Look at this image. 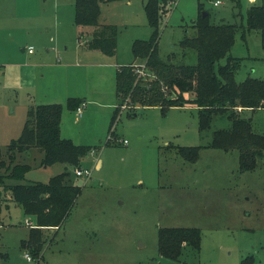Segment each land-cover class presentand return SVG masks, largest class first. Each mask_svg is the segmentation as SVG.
Listing matches in <instances>:
<instances>
[{
  "label": "rangeland",
  "instance_id": "rangeland-1",
  "mask_svg": "<svg viewBox=\"0 0 264 264\" xmlns=\"http://www.w3.org/2000/svg\"><path fill=\"white\" fill-rule=\"evenodd\" d=\"M174 1L167 2L169 13L159 26V55L175 64H195L196 50L182 46L181 40L196 34L193 23L200 14V2L213 23H246L248 8L262 0H240V11L231 0L218 5L214 0ZM145 2L100 3V21L117 30L116 53L107 55L97 49L83 50L86 44L78 46L81 32L77 30L81 27L74 23L75 0H0V51L4 55L20 52L22 61H29L41 56L44 46L56 45L60 50L57 55L49 50L48 56L41 58L47 63V73H52L53 82L47 87L38 82L27 91L0 85L1 156L8 158L7 144L21 134L32 102L61 103L62 136L91 147L81 159V167L64 162L42 165L43 150L37 146L14 153V163L31 166L22 182H46L69 170L71 181L82 190L64 224L44 229L42 252L34 259L33 252L21 243L31 227L25 220L33 216L6 192L5 225L0 226V254L7 252L4 261L241 264L251 255L253 264H264V156L255 169L242 170L237 148L211 146L215 130L230 128L228 112L215 114L210 127L201 129L194 104L164 108L159 103L137 102L130 107L116 93L120 66L145 63L132 51L136 39H148L152 34ZM30 48L34 53L29 55ZM230 54L240 58L237 81L264 78V45L258 29L248 31L246 38L238 33ZM225 62L226 58L220 60V64ZM147 75L146 71L144 79L150 82L154 75ZM161 88L166 96H177L172 87ZM194 94L191 91L187 97ZM68 97L85 100L81 117L69 107ZM234 110L251 117L254 130L264 133V108ZM192 146L200 147L199 157L186 159L181 150ZM98 159L101 164L96 166ZM76 168H87L91 174L75 175ZM32 224L36 225L35 220ZM167 227H198L200 249L186 245L177 259L161 255L159 230ZM26 252L32 260L26 258Z\"/></svg>",
  "mask_w": 264,
  "mask_h": 264
},
{
  "label": "trees",
  "instance_id": "trees-1",
  "mask_svg": "<svg viewBox=\"0 0 264 264\" xmlns=\"http://www.w3.org/2000/svg\"><path fill=\"white\" fill-rule=\"evenodd\" d=\"M102 1L110 0H75L74 21L80 26H95L86 41L88 48L114 55L117 48V30L112 24L100 22ZM169 1L146 0L144 8L152 34L148 39H136L132 45L134 56L145 60L148 72L145 77L148 78L149 74H152L154 78L146 82L144 75H139L135 70L138 64L122 65L116 72V93L121 95L126 101V106L130 107L137 102L159 103L164 108L194 104L199 109L201 129L210 127L215 114L228 112L231 126L228 129L215 130L211 146L225 150L237 148L241 169H255L258 160L264 156V133L254 130L251 117L242 116L234 109L264 108V78L247 77L243 81H237L235 75L241 65L240 58L231 55L230 51L235 44L236 35L241 33V36L246 38V33L252 29L260 31L264 45V0L248 8L246 23H213L210 20V12L204 9L203 3L200 2V14L193 23L196 34L193 37L187 35L181 40L182 46L196 50L195 64H175L159 55V26L169 13V8H166ZM231 1L236 3L240 11V0ZM204 10L207 11L205 16L202 15ZM222 58H226L224 64H220ZM163 83L172 87L177 96H166L161 88L164 87ZM191 91L195 93L194 96L187 97ZM83 102L85 103V100L78 97H68L67 100L71 109H77ZM62 113L61 103L31 105L27 110L21 134L7 144L8 158H3L0 154V224L2 210L7 206V192L36 222L35 226L30 227L28 238L21 242L30 253L33 252V259L39 258L42 252L43 227L59 228L64 224L81 193L82 186L71 181L69 170L51 176L46 182H22L31 166L27 163H14V153L37 146L43 150L42 165L64 162L81 167V159L91 152V147L62 136ZM181 151L186 159H197L200 147H184ZM7 179H10V182ZM158 241L161 255L177 259L186 245L200 249L201 230L198 227L160 228ZM0 256V264H11L4 261L7 252H2ZM241 264H253L252 256L244 257Z\"/></svg>",
  "mask_w": 264,
  "mask_h": 264
},
{
  "label": "crops",
  "instance_id": "crops-1",
  "mask_svg": "<svg viewBox=\"0 0 264 264\" xmlns=\"http://www.w3.org/2000/svg\"><path fill=\"white\" fill-rule=\"evenodd\" d=\"M105 22L106 21H104V23ZM80 27L81 28H78L77 30L78 33L81 32L80 33L81 37L80 35L78 36V39H79L78 46L79 47L83 44H86V41L89 39L93 30L95 29V26L93 25H86V26L83 25ZM38 37L41 38L40 35ZM49 50L54 51L56 55L57 53L60 52L59 48H57L56 45H51V47L44 46L41 56L36 55L34 56V58H31L29 61H22L23 53L18 52V53H15L13 56H6L4 55V53L0 51V70H1L0 85L4 89H12V88L13 89H27V91L31 87H34L38 82L42 83V85L46 87L50 85L53 82L52 77H51L52 73H47L48 70L45 67L47 63L41 60V58H46V56H48L50 52ZM83 50H89V52H91L94 49L85 47L83 48ZM28 52H29V55L34 53L32 48H30ZM132 63H136V62H131V64ZM47 83L48 85H46ZM44 90H47V89H44ZM34 104H37V103H33V102L31 103V105H34ZM99 164H101L100 159L97 160L96 166H99ZM31 220L33 221L34 219L31 218ZM4 225H5L4 221L2 220V223L0 224V226L3 227ZM43 228L47 231L49 229L50 230L55 229L56 227H43Z\"/></svg>",
  "mask_w": 264,
  "mask_h": 264
},
{
  "label": "built area",
  "instance_id": "built-area-1",
  "mask_svg": "<svg viewBox=\"0 0 264 264\" xmlns=\"http://www.w3.org/2000/svg\"><path fill=\"white\" fill-rule=\"evenodd\" d=\"M221 2H222V0H214V1H213V4H214V5H218V4H220ZM135 70H136V72H137L139 75H144V74H146V64L143 63V64H138V65H136ZM83 106H84V102L81 103V104L77 107V109H76V110H77V115H78L79 117H81L82 114H83ZM122 142H123V143H127V139H123ZM75 174H76V175H83V174H85V175H90V174H91V171H90L89 169H87V168H86V169L76 168V169H75ZM25 222H26L27 225H29V226H31V227L35 226V225L32 224V221H31L30 219H28V218L25 220ZM25 256H26V258H27L28 260H32V256L30 255L29 252H26Z\"/></svg>",
  "mask_w": 264,
  "mask_h": 264
},
{
  "label": "water",
  "instance_id": "water-1",
  "mask_svg": "<svg viewBox=\"0 0 264 264\" xmlns=\"http://www.w3.org/2000/svg\"><path fill=\"white\" fill-rule=\"evenodd\" d=\"M206 14H207V11L204 10V11L202 12V15L205 16Z\"/></svg>",
  "mask_w": 264,
  "mask_h": 264
}]
</instances>
